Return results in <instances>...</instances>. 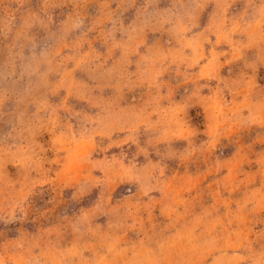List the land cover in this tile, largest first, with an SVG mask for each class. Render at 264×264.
<instances>
[{"label": "rangeland", "instance_id": "1", "mask_svg": "<svg viewBox=\"0 0 264 264\" xmlns=\"http://www.w3.org/2000/svg\"><path fill=\"white\" fill-rule=\"evenodd\" d=\"M0 264H264V0H0Z\"/></svg>", "mask_w": 264, "mask_h": 264}]
</instances>
